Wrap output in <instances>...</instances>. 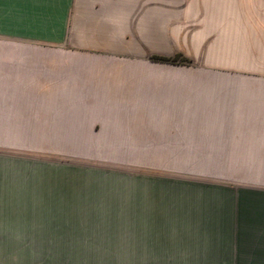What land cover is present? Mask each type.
<instances>
[{
  "label": "crops",
  "instance_id": "obj_1",
  "mask_svg": "<svg viewBox=\"0 0 264 264\" xmlns=\"http://www.w3.org/2000/svg\"><path fill=\"white\" fill-rule=\"evenodd\" d=\"M71 141L116 143L118 157L227 159L228 197L182 215L175 187L172 203L131 176L113 199L169 228H54L75 198L102 191L71 187V168L55 163V143ZM60 253L264 264V0H0V264H65Z\"/></svg>",
  "mask_w": 264,
  "mask_h": 264
},
{
  "label": "rangeland",
  "instance_id": "obj_2",
  "mask_svg": "<svg viewBox=\"0 0 264 264\" xmlns=\"http://www.w3.org/2000/svg\"><path fill=\"white\" fill-rule=\"evenodd\" d=\"M55 143V163L68 165L71 169H64L69 174L71 187H80L87 194L93 190L102 189L100 197H78L69 208L70 221L54 222V228L82 231H113L136 228H169L170 222L136 221L141 215L130 213L129 199L125 196L113 199V186L120 187L121 192L127 194V186L131 176L149 178L151 188L165 186L170 190L173 203V189H176V198H180L182 215L202 212V204H217L222 198L228 197L223 192L221 181H228L233 175L225 164L227 159L181 158V159H140L132 157L114 156L113 142L71 141L68 146ZM125 143H118L124 145ZM145 166L147 169H129L130 167ZM173 166H175V169ZM105 168V169H99ZM171 168V169H168ZM114 181V183H113ZM128 182V183H127ZM114 184V185H113ZM179 194V195H178ZM178 196V197H177ZM113 200L115 206L113 207ZM160 199H150L151 204L161 202ZM218 207V206H216ZM136 209V207H134ZM133 208V209H134ZM134 209V210H135ZM163 217L173 213V209L165 208ZM149 218L157 217L152 213ZM206 212V211H205ZM167 214V215H166ZM132 219V220H130ZM41 256V255H39ZM43 256V255H42ZM59 261L69 264L74 262L84 264H113V254H55ZM44 257V256H43Z\"/></svg>",
  "mask_w": 264,
  "mask_h": 264
},
{
  "label": "trees",
  "instance_id": "obj_3",
  "mask_svg": "<svg viewBox=\"0 0 264 264\" xmlns=\"http://www.w3.org/2000/svg\"><path fill=\"white\" fill-rule=\"evenodd\" d=\"M154 61H161V62H167V63H177V64H186L190 65L192 63V60L183 56V55H176L174 57H168L163 55H157L153 54L150 57Z\"/></svg>",
  "mask_w": 264,
  "mask_h": 264
}]
</instances>
